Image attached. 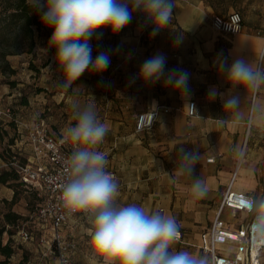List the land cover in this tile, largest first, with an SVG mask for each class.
Instances as JSON below:
<instances>
[{
	"label": "crops",
	"instance_id": "0c3cea01",
	"mask_svg": "<svg viewBox=\"0 0 264 264\" xmlns=\"http://www.w3.org/2000/svg\"><path fill=\"white\" fill-rule=\"evenodd\" d=\"M174 5L172 22L154 37L150 36L151 26H145L139 12L134 13L131 23L115 35L104 29L103 44L112 47L107 70L100 74L86 71L70 90L61 89L54 96V114L49 117V123L42 120L72 153L74 146L64 135L73 120V116H67L71 115L70 103L79 100L83 104L89 98L87 93L105 95L111 92L112 102L106 104L111 112L104 110L99 118L108 125L109 131L98 150L107 153L106 171L116 173L119 183L117 203L121 206L136 204L149 213L160 212L174 217L184 234V239L175 243L174 250L199 256L204 255L203 235L209 231L235 172V192L264 196V125L250 126L247 117L239 119L225 115L221 99L209 98L212 87L220 92L228 91L223 74L217 70L220 54L228 59L229 64L241 55L254 63L264 64V0H174ZM235 12L243 17L242 34L230 35L213 28L215 15L227 17ZM177 35L181 39L174 44ZM95 37L93 35L90 41L93 52L94 46L101 44ZM49 39L42 29L39 41H36L38 49L42 50V44ZM92 54L95 57L99 53ZM157 54L166 58V73L173 69L188 73L186 95L165 86L163 77L156 83H145L136 78L143 62ZM25 55L8 58L18 77L21 76L18 70L22 71L26 64ZM54 56L55 53H50L52 70L48 71L57 82L63 77L56 68ZM18 83L17 88H25L30 82L21 77ZM77 87L84 90L77 91ZM1 92H9V86L0 90V99ZM253 102L264 104V87L245 99L243 110L249 116ZM191 103L196 104L199 116H189L187 104ZM29 104L16 107L19 111L14 114L17 128L4 114L5 104L0 105L1 127L7 131L8 147L12 154H22L25 158L31 156V152L26 139L21 138L22 125L37 121V112L32 109L31 101ZM57 105L62 110H58ZM159 108L162 111L154 127L147 132H136L138 115ZM218 119L229 122L221 126ZM181 147L202 155L195 167V175L200 176L207 187L202 198L192 195L190 181L186 177H174L175 182H172L165 173L171 174L176 167ZM213 157L216 158L215 163H207V159ZM6 189L8 193L4 198L11 201L14 190ZM223 220L235 228L237 222H248L250 216L238 214L235 219L227 210ZM88 227L82 217L64 227V237H69L76 244L72 256L74 264H87Z\"/></svg>",
	"mask_w": 264,
	"mask_h": 264
},
{
	"label": "clouds",
	"instance_id": "9594fccd",
	"mask_svg": "<svg viewBox=\"0 0 264 264\" xmlns=\"http://www.w3.org/2000/svg\"><path fill=\"white\" fill-rule=\"evenodd\" d=\"M30 6L40 13L41 23L51 29L48 46L55 50L54 63L63 79L57 86L64 91L72 88L86 72L103 73L110 65L106 51L93 57L94 34L104 29L115 35L127 27L134 13L139 12L145 26L150 25V36L168 28L174 14V0H29ZM97 35V38H99ZM177 35L175 43L180 42ZM218 72L222 73L228 91L220 92L212 87L209 98L219 97L223 113L239 119L247 117L250 126L264 125V104L253 102L251 115L244 109L249 94L264 87V64L238 56L229 64L220 54ZM166 58L157 54L146 59L137 77L145 83H156L163 77L165 86H171L182 96L188 91V73L182 69L165 72ZM48 69L51 71L52 66ZM96 99L89 95L83 104L73 100L70 108L74 125L65 129V138L74 146L62 184L60 201L66 219L76 222L82 217L88 224L87 264H211L206 255H194L188 251H176L179 224L172 216L160 212H147L136 204L121 206L117 203L119 183L108 171L107 153L98 150L109 131L96 110ZM198 115L194 104H187ZM229 121L218 119L221 126ZM202 155L195 150L181 147L176 167L171 174L165 172L172 182L174 177H186L194 197L207 193L205 182L195 175V167ZM241 207L251 218L250 232L253 242H264V196H248L240 201Z\"/></svg>",
	"mask_w": 264,
	"mask_h": 264
},
{
	"label": "built area",
	"instance_id": "2783aa9c",
	"mask_svg": "<svg viewBox=\"0 0 264 264\" xmlns=\"http://www.w3.org/2000/svg\"><path fill=\"white\" fill-rule=\"evenodd\" d=\"M212 26L222 33L240 35L243 33V17L238 12L227 17L215 15L212 18ZM191 104L196 106L195 103ZM161 111L159 108L139 114L136 119V132L150 131ZM164 111L169 112L168 109ZM4 114L11 121L18 123L11 109L6 110ZM189 116L196 115L189 110ZM20 135L21 138L26 139L31 156L25 158L22 154H17L7 166L14 167L20 174L21 181L43 197V203L31 218L35 219L40 227L50 228L52 231L51 238H43L41 242L49 248L51 253L57 255L54 264H74L72 256L76 244L73 240L66 239L61 233L63 227L71 220L65 218L59 199L72 153L67 150L62 140L54 136L44 120L22 125ZM215 161L214 157L207 159L209 164ZM110 173L116 178L115 172ZM236 177L235 172L209 231L203 235L202 252L210 258L211 264H263L264 242H253L249 227L251 218L248 222H237L235 228H231L223 220V215L227 210L231 211L235 219L238 214L248 215L241 207L240 201L253 195L233 190ZM17 233L23 242L33 243L35 241L33 232L29 231L25 225L18 227ZM179 233L177 242L184 239V234L180 229Z\"/></svg>",
	"mask_w": 264,
	"mask_h": 264
},
{
	"label": "rangeland",
	"instance_id": "374dc122",
	"mask_svg": "<svg viewBox=\"0 0 264 264\" xmlns=\"http://www.w3.org/2000/svg\"><path fill=\"white\" fill-rule=\"evenodd\" d=\"M35 29L36 41H39L40 31L42 29L44 35L48 39L51 37V29L46 28L43 24L40 25L39 29ZM94 35L96 36L95 38H97V35L99 34ZM104 36L105 31L103 30V34L99 35L98 38V41H100L101 44L94 46V52L92 51V53H99L101 51H106L108 53L112 52V47L110 45L108 46L106 44H103L102 39L104 38ZM41 48L42 50L38 49L36 44L33 53L20 54H27L25 55V66L23 67L22 71L18 70V73L21 75L20 77H18L17 74L14 76H4L0 72V74H2V77H0V90L5 89L9 86V92H1L2 98L0 99V105L5 104V109H11V112L14 115L15 113H19L16 107L20 104H23L24 99H26L28 103L27 106H30L29 102L31 101L32 109L34 108L37 112V121L45 119L46 122L49 123V117L54 114V96L55 94L58 95L61 90V88H59L57 84L63 78L57 79V82H54L55 79L53 78L52 73L48 71L50 53H55V50L49 48L48 41L45 44L43 43ZM31 73L33 74V77H31L30 79L29 75ZM11 77H13V79ZM21 77L24 78V80L30 82L29 84H26L28 86L25 88H17V85L19 84L18 80L21 79ZM77 89V91H80L81 89L84 90L82 87H77ZM19 93L20 96L18 95ZM13 94H15V97L10 98ZM90 94L94 97L96 96L95 103L99 118L102 117L101 115L104 110L106 112H111V109L106 106V104L110 105V103L112 102L111 92L105 95H101L96 92L87 93L86 95L88 96ZM103 96H105V98H103ZM88 99H85V102ZM57 106L59 108V105ZM58 110L62 109L59 108ZM70 112L71 115L67 116H73L72 110ZM127 117L128 115H126V118ZM11 123L12 125H14L15 128H17L18 123L13 121H11ZM74 123L75 121L73 119L70 123L71 126L74 125ZM8 145V139L4 138L2 141H0V173L4 169L9 168L8 166H3L4 163H8L10 161L12 155L11 149L8 147ZM6 188L7 186L0 184V216L2 215V213L8 211L9 209H12L13 211L21 214L23 216V219L19 221V227L25 225L29 231L33 232L35 238V241L33 243L23 242V240L17 233L18 226L13 228L15 234L13 235L11 241L13 247L16 250V253L11 258L10 264H54L57 255L51 253V251L48 250L49 248L47 246H44V243L41 242L43 238L50 239L52 231L50 230V228L40 227V225L35 221V219L31 218V216L35 214L36 210L43 203V197L39 195V192L33 189L20 187L18 188L19 196L16 204L13 206H8L4 203V201L6 200L4 197H7L8 193V190ZM64 227L63 231L61 232L63 236L65 235ZM65 238L71 240L67 236ZM9 239L10 237L8 235H5L4 243H8Z\"/></svg>",
	"mask_w": 264,
	"mask_h": 264
},
{
	"label": "trees",
	"instance_id": "16d2710c",
	"mask_svg": "<svg viewBox=\"0 0 264 264\" xmlns=\"http://www.w3.org/2000/svg\"><path fill=\"white\" fill-rule=\"evenodd\" d=\"M40 13L30 6L29 0H0V72L4 76H14L17 70L12 68L8 60L11 56H18L22 53H33L36 47V29L41 25ZM23 105H28L24 99ZM0 141L7 136V131L1 129ZM17 154H12L8 165ZM0 184L14 190L11 201L5 200L8 206L16 204L19 196L18 188L28 187L21 181L20 174L14 167L4 169L0 173ZM36 191V190H35ZM23 216L12 209L2 213L0 216V264H10L11 258L16 253L12 245V237L15 234L13 228L19 225ZM10 237L8 243H4V236Z\"/></svg>",
	"mask_w": 264,
	"mask_h": 264
}]
</instances>
